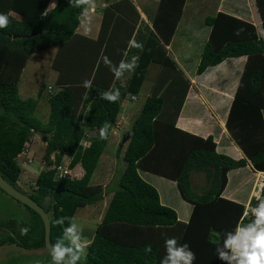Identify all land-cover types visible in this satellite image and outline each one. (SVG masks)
Masks as SVG:
<instances>
[{
  "label": "trees",
  "instance_id": "16d2710c",
  "mask_svg": "<svg viewBox=\"0 0 264 264\" xmlns=\"http://www.w3.org/2000/svg\"><path fill=\"white\" fill-rule=\"evenodd\" d=\"M90 1L77 5L76 0H57L49 11L51 0H0V14L8 19L0 28V174L48 213L54 247L65 248L68 229L80 209L98 205L106 193H113L85 256L71 253L77 257L75 264H172L176 257L168 242L173 240V251L184 249L194 255L190 264H228L231 247L226 241L239 225L247 228L257 219L242 220L245 206L223 197L228 175L249 162L264 172V0H255L261 30L251 21L246 1L230 6L231 0H226L215 16L206 17L210 34L196 71L200 77L226 61L247 58L226 122L243 159L219 153L213 136L204 139L176 128L191 82L166 47L187 0H160L153 28L146 26L144 32L131 0H105L108 6L96 40L77 33ZM240 7L248 19L237 16ZM53 48L58 49L52 66L61 90L48 96L50 115L43 123L35 115L38 100L23 99L19 83L30 57ZM122 64L132 69L124 85L116 81L117 73L125 72ZM152 64L160 66L154 88L117 151L120 159L128 141L126 168L107 187L92 186L122 100L140 94ZM85 81H90L87 88ZM105 93H118V99H104ZM88 133L96 136L85 147ZM36 134L46 144L49 169L40 173L29 193L19 186L18 158ZM65 158L70 159L66 166L70 170L81 166V178H57ZM143 172L177 184L181 198L193 208L187 223L161 202L158 189ZM196 173L205 175L206 184L199 188L192 183ZM22 206L25 221L0 222V249L7 245L25 251L46 249L42 219Z\"/></svg>",
  "mask_w": 264,
  "mask_h": 264
},
{
  "label": "rangeland",
  "instance_id": "374dc122",
  "mask_svg": "<svg viewBox=\"0 0 264 264\" xmlns=\"http://www.w3.org/2000/svg\"><path fill=\"white\" fill-rule=\"evenodd\" d=\"M131 1L140 13V30L144 32L146 26L150 27V25L152 24L154 15H156L159 10L160 0ZM222 1L223 0H187L184 10L185 12L183 14L185 19L181 22L178 34H200L201 32H203V34L207 36L208 30L206 29L208 27L205 24V19L208 16H215L218 13L220 6L222 5ZM244 1H246L247 5H249L250 9L253 11L254 23L257 25L258 19L260 21V16L255 7V0H231L228 2V4L235 5L236 2L243 5ZM107 6L108 4L105 3V0H91L87 7V13L85 12V14L83 15L80 27L78 28L77 32L80 35L92 39L95 38L96 35L94 36L93 33H95L96 31L95 28L99 27L100 23H102L104 10L107 8ZM242 9L243 7L238 8V16L246 19L245 12ZM241 14H243V16ZM170 50L172 53V48ZM54 59V50L51 49L43 52H37L32 55V57H30V60L22 74L19 83L21 93L24 97V94H26L25 90L28 86L29 89H32V91L39 90L47 96L50 95L47 88L50 85L54 86V88H56L57 90H61L58 86H56V83L53 82L56 80V78L58 79V73L55 74L53 71L54 69L52 65ZM178 60H180V58ZM191 64L192 62L190 61V65ZM124 69V74H121L118 79L121 84H125V82L128 80V77H130L132 74L131 68L125 67ZM159 72V65H151L148 69L147 78L142 86V90L140 94L136 96V100H133L131 96H128L125 100H122V108L115 125L117 130H121L119 132V138L115 134L112 135V137L109 139L104 156L103 158H101V162H99L100 164L98 165L96 172L94 173V176L92 178V186H108L112 180H115L118 175V171L122 169V158L118 159L117 157L119 145L121 142L125 141L127 132L130 131L133 123L138 118L148 96H150L154 88ZM189 72L190 71H186L184 73L185 76H188H186V78H190L193 76V72ZM26 91L29 93L28 90ZM47 105L48 104L46 103V101H40L38 105L39 108H37V112L35 114L37 118H40L42 121H44L43 123H46L48 121L50 115V106L47 107ZM88 134V138L87 140H85L83 145L85 147H89L91 138L96 136V133ZM126 144V146H128V141L126 142ZM123 149L121 155L123 154ZM45 151V142L40 135L36 134L31 138V141L26 145L24 152L18 158V162L22 168L19 186L26 192H32V189L33 187H35L40 173L43 170L49 169L44 160ZM52 160H54V156L52 157ZM69 162L70 159L65 158L63 163L64 166L68 167ZM70 172L72 178H81L84 174V171L82 170L80 165H78L74 170H70ZM143 176L147 177L144 172ZM194 177L195 182L199 181L198 184H200L201 186L206 184L205 175L203 173H196ZM112 188L113 191L118 189V181L116 182V186L114 185ZM112 196L113 194L111 192H108L106 193L105 199L102 203L95 206L82 208L77 212L69 228L72 229V231H68L65 239L64 249L71 250L70 252H65L67 253V255L72 256L73 254L71 255V253L78 252L79 255L83 257L85 256L88 246L91 244L95 236L96 229L105 216L107 208L112 200ZM8 197L9 196H6L2 192H0V222L5 221L9 218H15L20 221H25V215L27 214L25 208ZM1 237L2 234H0V238ZM74 240L75 242H73ZM34 251L35 250L25 251L24 249H21L20 247H17L15 245L4 246L0 249V264H59V262L54 259V254L49 252L47 249H39L36 250V252ZM180 251H182L183 253L187 252L184 249H180ZM23 254L29 255V257L31 258L23 257ZM177 260L178 262L184 264L183 260H179V258H177Z\"/></svg>",
  "mask_w": 264,
  "mask_h": 264
},
{
  "label": "crops",
  "instance_id": "0c3cea01",
  "mask_svg": "<svg viewBox=\"0 0 264 264\" xmlns=\"http://www.w3.org/2000/svg\"><path fill=\"white\" fill-rule=\"evenodd\" d=\"M225 1L223 0L221 2L222 5L220 6L219 11L223 8L224 6L223 4L225 3ZM56 4H57V0H52L50 3V7H51L50 10L53 9L56 6ZM245 15H246V19H248L247 14ZM155 16L156 15H154V18ZM250 18L251 21H254L253 11L250 15ZM184 19L185 17L183 15L182 20L180 21L176 29L175 35L171 41V44L166 47L168 53L170 54L172 59L177 63L179 69L183 73H185L186 71L193 72V76L188 78L191 82V88L188 93L184 107L177 120L176 128L204 139L208 138L209 136H213L215 143L217 144V151L219 153L230 156L233 159H242L245 157V155L243 151L236 145V143L230 137L228 130L226 128V122L230 111L231 103L234 99L238 87V80L240 75L242 74L247 58L242 57L237 60L226 61L221 65H219L218 67L210 69L204 75L198 77L196 75V71L200 62V57L203 52L204 46L209 39L210 29L208 28L206 29L208 30L207 36L204 35L203 32H201L200 34H194V33L178 34V30L180 28L181 22ZM101 24L102 23H100V25ZM100 25L99 27L95 28L96 31L95 33H93L94 36L96 35V37L93 38L95 40L99 36L100 28H101ZM150 27L153 28V21ZM171 48L173 54L171 53L170 50ZM51 50H54V58H55L58 49L53 48ZM179 58L180 60H178ZM190 61L192 62L191 65H190ZM53 71L55 74H57L55 70ZM119 77L120 74L118 75V78L116 77L117 79L116 81H118L120 85H124L121 84L120 81L118 80ZM56 81L57 78L53 82L56 83ZM26 90H28L29 93ZM26 90H25L26 94H24L25 95L24 97L19 87V92L23 99H29V98L36 99L38 100V105L40 101L42 102L46 101V103L48 104L47 107L50 106L48 102V96L44 94L42 91L39 90L32 91L31 88L29 89V86L26 88ZM37 108H39V106H37ZM120 131L121 130H117V128L114 127L112 129L109 139L112 137V135L115 134L119 138ZM126 145L127 144L125 143L123 147L124 148L123 154L120 156V158H122L121 160L123 161V163L121 167L122 169H120L119 171L122 172L125 170L126 167L124 161V155L127 149ZM103 156L104 154L102 155L101 158H103ZM253 171L254 169H252V166L250 165L242 169L231 171L228 175V184L224 191L223 197L227 200L242 204L246 207L251 202L255 194L254 191L255 175ZM144 174L147 175L148 180H150L151 183L154 186H156V188L158 189L161 196V202L164 205H167L175 209L177 211L180 221L187 223L190 220L193 208L188 202L184 201L181 198L180 194L178 193L179 190L177 184L174 181L165 179L163 177L154 178V176H150V173L148 172H145ZM149 176L151 177V179L149 178ZM194 176L195 174H193L192 176L193 186L195 188L197 187L199 188L200 185L198 184L199 181L195 182ZM202 192L203 191L200 192L198 191L199 194ZM34 252H36V250ZM185 253L190 254L189 252H185ZM26 258H31V257L27 255ZM178 264H183V263L178 262Z\"/></svg>",
  "mask_w": 264,
  "mask_h": 264
},
{
  "label": "clouds",
  "instance_id": "9594fccd",
  "mask_svg": "<svg viewBox=\"0 0 264 264\" xmlns=\"http://www.w3.org/2000/svg\"><path fill=\"white\" fill-rule=\"evenodd\" d=\"M83 2H85V0H76L77 5H79L80 3H83ZM48 10L49 11L52 10V9L50 10V5H49ZM7 22H8L7 17L3 14H0V28L6 27ZM261 24H262L261 19H260V21L258 19V23H257V25L256 24L255 25L258 28L260 26L259 30H261ZM121 67L122 68L126 67V65L122 64ZM117 75H119V73H117ZM89 85H90V81L84 82V87L87 88V87H89ZM132 97H135V96H132ZM104 99H107L109 101H115L118 99V93L117 94L105 93ZM102 135H103V133H102ZM248 165L252 166V169H254L253 165L250 162ZM255 171H257V170L254 169L253 173ZM260 172H263V171H260ZM255 179H256V176H255ZM263 194H264V190L262 191V194H261L260 199L258 201H256V194H254V196H253L252 200H255L259 204L258 206H255L252 203V200L248 204V205H253L255 207H260V209L256 213L257 219L256 218L252 219V218H248V217H244V216L242 218V220L243 219H247V220L256 219L255 224L252 226H249L247 228L246 227L237 228L238 230L236 231L237 233L235 234V236L231 237L228 241H226V246L232 247L238 251V254L241 257V259L239 260V264H264V200L262 199ZM247 206L245 207V212L247 210ZM238 227H242V226L239 225ZM68 231L70 232V231H72V229H68ZM73 242H75V240ZM168 244H169V251L172 252V256L179 258V260H183L184 264H190V261L195 258L193 254H185L180 250L173 251L172 245L174 244V240L169 241ZM66 251L70 252L71 250L61 248L59 245H57L55 247V251H54V259L57 262H59L61 257H63L65 255ZM76 259H77V257L75 255L70 256L71 264H75ZM172 264H178L177 259H173Z\"/></svg>",
  "mask_w": 264,
  "mask_h": 264
},
{
  "label": "water",
  "instance_id": "95a60500",
  "mask_svg": "<svg viewBox=\"0 0 264 264\" xmlns=\"http://www.w3.org/2000/svg\"><path fill=\"white\" fill-rule=\"evenodd\" d=\"M0 190H2L6 195L14 199L15 201L27 206L34 212H36L42 219L45 227V248L54 254L55 247L51 243V219L48 213L40 206L36 201H34L30 196L24 194L22 191L18 190L12 186L4 177L0 174ZM61 262L63 264H71L70 258L65 255L61 257Z\"/></svg>",
  "mask_w": 264,
  "mask_h": 264
},
{
  "label": "built area",
  "instance_id": "2783aa9c",
  "mask_svg": "<svg viewBox=\"0 0 264 264\" xmlns=\"http://www.w3.org/2000/svg\"><path fill=\"white\" fill-rule=\"evenodd\" d=\"M58 90L55 89L53 86H49L48 93L50 95L56 93ZM133 100H136V97H132ZM57 178H72L70 169L65 166H60L57 169ZM256 179H255V194H256V201L260 199V196L262 194V191L264 190V172L255 171L254 172ZM261 206V205H260ZM260 209V207H255L253 205H248L247 210L244 214V217L248 218H256L257 212ZM238 228H244V227H238ZM238 230V229H237ZM237 233V232H236ZM241 257L238 254V251L231 247L228 264H239V260Z\"/></svg>",
  "mask_w": 264,
  "mask_h": 264
}]
</instances>
